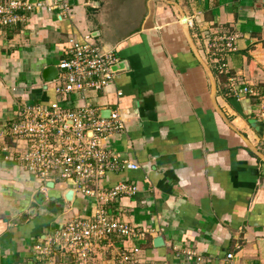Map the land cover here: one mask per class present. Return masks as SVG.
Here are the masks:
<instances>
[{"label": "crops", "instance_id": "0c3cea01", "mask_svg": "<svg viewBox=\"0 0 264 264\" xmlns=\"http://www.w3.org/2000/svg\"><path fill=\"white\" fill-rule=\"evenodd\" d=\"M32 2L23 22L0 29V264H44L35 246L96 211V199L71 182L22 170L26 142L9 133L18 109L55 102L66 112H117L124 130L103 146L139 167L108 171L97 186H137L106 210L143 236L97 244L88 264H121L132 247L141 264H264L260 97L236 98L228 86L232 78L264 95V0ZM93 32L119 69L105 90L64 100L54 91L58 64L69 57V40ZM225 36L235 37V50L221 75L211 44ZM48 68L57 71L51 81L44 80ZM157 238L162 246H154ZM60 257L70 259L56 253L52 264L63 263Z\"/></svg>", "mask_w": 264, "mask_h": 264}, {"label": "built area", "instance_id": "2783aa9c", "mask_svg": "<svg viewBox=\"0 0 264 264\" xmlns=\"http://www.w3.org/2000/svg\"><path fill=\"white\" fill-rule=\"evenodd\" d=\"M31 11L32 5L28 0H0V29L23 22L26 13ZM63 11L70 13L66 5H63ZM94 40L90 35L85 36L82 42L69 40V57L58 64L60 74L54 87L55 93L64 100L72 95L83 98L87 92L98 93L110 84L114 75L112 66L118 58L105 52ZM234 40L232 36L212 40L211 50L221 75L227 71L226 53L235 50ZM228 84L236 98L245 95L260 97L259 116L264 120V95L251 88L240 87L232 78ZM123 130L124 125L117 112L104 119L90 106L66 112L55 102L49 106L24 104L18 109L17 120L10 126L9 133L26 142L27 151L21 157L22 170L43 180L56 176L71 182L73 190L90 195L97 202L91 218L75 216L35 246L36 256L44 264H52L50 259L56 253L69 256L76 264H88L97 244L109 245L113 239L129 240L143 236L128 224L112 219L106 210V205L116 198L134 196L138 192L137 186L119 182L106 192L97 186L98 180L108 171L119 168L135 171L139 168L137 164L121 162L113 150L103 146L107 138ZM88 184H94L97 189L89 188ZM138 253L139 249L132 247L121 254V264H141ZM185 255L188 259L193 257L191 252ZM232 257L229 253L226 259L231 260Z\"/></svg>", "mask_w": 264, "mask_h": 264}, {"label": "water", "instance_id": "95a60500", "mask_svg": "<svg viewBox=\"0 0 264 264\" xmlns=\"http://www.w3.org/2000/svg\"><path fill=\"white\" fill-rule=\"evenodd\" d=\"M33 0H30V3L33 4L32 2ZM100 36V33L99 32H93L92 33V38L94 39H97L99 38ZM104 49V48H103ZM104 51H107L106 49H104ZM119 64V63H118ZM118 64H114L112 66V71L115 73L118 69H119V65ZM62 71V70H61ZM44 80L45 81H51L53 79H55L57 77V71L53 68H48L46 70H44ZM110 115V112L109 111H106V112H103V114L101 115L102 118H108ZM253 126H255L254 124V121L253 123ZM65 199L67 202H72L73 199H74V192L73 190H67L65 192ZM154 246H162V238H157L156 240H154Z\"/></svg>", "mask_w": 264, "mask_h": 264}, {"label": "rangeland", "instance_id": "374dc122", "mask_svg": "<svg viewBox=\"0 0 264 264\" xmlns=\"http://www.w3.org/2000/svg\"><path fill=\"white\" fill-rule=\"evenodd\" d=\"M94 41L96 42L97 45H99V46L101 45V41L99 39H95ZM60 258H62L61 260L64 261V262L63 263H59V264H72V263H70V259L66 260L63 257H60ZM57 259H59V258H56V261H57ZM55 264H56V262H55ZM73 264H76L74 262V260H73Z\"/></svg>", "mask_w": 264, "mask_h": 264}, {"label": "trees", "instance_id": "16d2710c", "mask_svg": "<svg viewBox=\"0 0 264 264\" xmlns=\"http://www.w3.org/2000/svg\"><path fill=\"white\" fill-rule=\"evenodd\" d=\"M68 257H69V256H68ZM68 257H67V258H68ZM70 259L72 260V258H70Z\"/></svg>", "mask_w": 264, "mask_h": 264}]
</instances>
